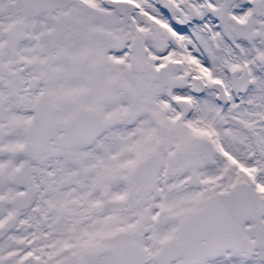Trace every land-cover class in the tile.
Returning a JSON list of instances; mask_svg holds the SVG:
<instances>
[{
	"label": "snow or ice",
	"instance_id": "obj_1",
	"mask_svg": "<svg viewBox=\"0 0 264 264\" xmlns=\"http://www.w3.org/2000/svg\"><path fill=\"white\" fill-rule=\"evenodd\" d=\"M0 264H264V0H0Z\"/></svg>",
	"mask_w": 264,
	"mask_h": 264
}]
</instances>
